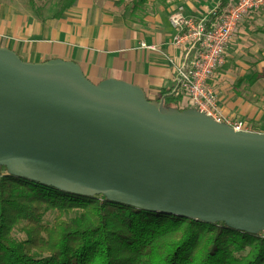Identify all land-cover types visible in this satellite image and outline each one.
Here are the masks:
<instances>
[{"label":"water","instance_id":"water-1","mask_svg":"<svg viewBox=\"0 0 264 264\" xmlns=\"http://www.w3.org/2000/svg\"><path fill=\"white\" fill-rule=\"evenodd\" d=\"M0 167L84 195L264 232V134L0 48Z\"/></svg>","mask_w":264,"mask_h":264},{"label":"trees","instance_id":"trees-1","mask_svg":"<svg viewBox=\"0 0 264 264\" xmlns=\"http://www.w3.org/2000/svg\"><path fill=\"white\" fill-rule=\"evenodd\" d=\"M27 2L40 13L34 0ZM74 2L59 0L53 17ZM227 2L220 0L215 15ZM212 19L211 15L208 21ZM258 77L253 75L247 83ZM181 98L164 93L152 101L182 111L188 107L182 106ZM255 129L251 130L263 133ZM47 214L52 215L50 223L44 220ZM0 264H264V237L231 230L223 223L75 193L0 167Z\"/></svg>","mask_w":264,"mask_h":264},{"label":"crops","instance_id":"crops-1","mask_svg":"<svg viewBox=\"0 0 264 264\" xmlns=\"http://www.w3.org/2000/svg\"><path fill=\"white\" fill-rule=\"evenodd\" d=\"M25 1L0 0V48L28 63L73 62L93 84L123 81L141 88L151 100L174 93V68L183 57L182 50L172 45L175 30L170 16L182 6L185 18L208 21L220 2L75 0L54 18L52 0L35 6L38 14ZM141 44L157 51L142 49ZM224 54V65L252 60L257 74H264V7L242 18ZM213 89L217 96L216 84ZM217 99L220 113L229 120Z\"/></svg>","mask_w":264,"mask_h":264},{"label":"built area","instance_id":"built-area-1","mask_svg":"<svg viewBox=\"0 0 264 264\" xmlns=\"http://www.w3.org/2000/svg\"><path fill=\"white\" fill-rule=\"evenodd\" d=\"M264 7V0H228L220 14L209 21L185 18L178 6L170 16L175 30L172 45L182 50V60L174 68L173 92L183 96V107L194 108L218 123H225L236 132H253L243 121L226 120L219 111L212 76L223 63L228 48L242 18ZM140 48L157 51L155 46ZM264 237V232L260 233Z\"/></svg>","mask_w":264,"mask_h":264},{"label":"rangeland","instance_id":"rangeland-1","mask_svg":"<svg viewBox=\"0 0 264 264\" xmlns=\"http://www.w3.org/2000/svg\"><path fill=\"white\" fill-rule=\"evenodd\" d=\"M58 1L52 0V4L50 3L52 9ZM25 2L28 4L27 0ZM34 2L36 6H42L44 2L48 4L47 0H34ZM224 62L225 54L223 63L216 68L211 81L217 86V96L225 115L229 120L243 121L250 129L254 127L264 134V77L257 74L255 61L239 59L227 65H224ZM255 73L259 77L249 85L246 81ZM240 79L243 81L238 82ZM44 220L50 223L52 215L47 214Z\"/></svg>","mask_w":264,"mask_h":264}]
</instances>
